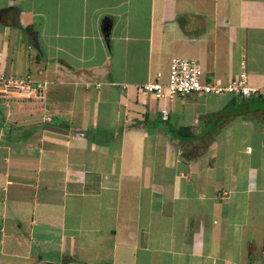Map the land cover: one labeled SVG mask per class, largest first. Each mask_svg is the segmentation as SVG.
<instances>
[{
	"label": "crops",
	"instance_id": "1",
	"mask_svg": "<svg viewBox=\"0 0 264 264\" xmlns=\"http://www.w3.org/2000/svg\"><path fill=\"white\" fill-rule=\"evenodd\" d=\"M9 7L41 53L0 22V70L48 87L0 97V264H264V0ZM173 57L257 92H140Z\"/></svg>",
	"mask_w": 264,
	"mask_h": 264
},
{
	"label": "built area",
	"instance_id": "2",
	"mask_svg": "<svg viewBox=\"0 0 264 264\" xmlns=\"http://www.w3.org/2000/svg\"><path fill=\"white\" fill-rule=\"evenodd\" d=\"M160 73L153 81L139 86L144 94H153L156 98L171 99L174 96H185L190 93L203 94L230 93L241 97H250L257 92L250 87L244 72L229 83L224 84L219 79L208 78L201 63L196 59L173 57L169 64L166 80L160 81ZM48 81L34 80L30 75L5 74L0 70V97L7 100H42L45 98ZM48 120V117H45Z\"/></svg>",
	"mask_w": 264,
	"mask_h": 264
},
{
	"label": "water",
	"instance_id": "3",
	"mask_svg": "<svg viewBox=\"0 0 264 264\" xmlns=\"http://www.w3.org/2000/svg\"><path fill=\"white\" fill-rule=\"evenodd\" d=\"M0 22L3 24L10 25V26H13V27L20 29L23 32L27 43L30 46H32L33 48H35L39 53H41V48H40V45L38 42L37 31L24 29L19 24L18 10L16 9V7H9L7 9H1L0 10ZM218 118H220V117H218ZM66 127H67L66 124L61 123L58 125V127L47 126V129H49L51 131L67 133L66 130L62 129V128H66Z\"/></svg>",
	"mask_w": 264,
	"mask_h": 264
},
{
	"label": "trees",
	"instance_id": "4",
	"mask_svg": "<svg viewBox=\"0 0 264 264\" xmlns=\"http://www.w3.org/2000/svg\"><path fill=\"white\" fill-rule=\"evenodd\" d=\"M246 100H247V102L249 101V99H246ZM230 103L231 104L228 105L229 107H226V109H225V112H226L225 114L227 116H230L232 114H235V112H236L234 110H230L231 109V105H234L235 104V100L232 99V101ZM177 134H178V136H180L181 139H184V140L189 141V142L191 140H194V139H197V138H201V140H203V137L202 136L197 137L196 135H194V133L191 132V130H190L189 127H179L177 129ZM194 156H196V154H194V152H192V154L191 153L188 154V157H190V158L191 157H194Z\"/></svg>",
	"mask_w": 264,
	"mask_h": 264
},
{
	"label": "rangeland",
	"instance_id": "5",
	"mask_svg": "<svg viewBox=\"0 0 264 264\" xmlns=\"http://www.w3.org/2000/svg\"><path fill=\"white\" fill-rule=\"evenodd\" d=\"M7 74V73H6ZM15 75V74H14ZM167 75H168V73H167Z\"/></svg>",
	"mask_w": 264,
	"mask_h": 264
}]
</instances>
